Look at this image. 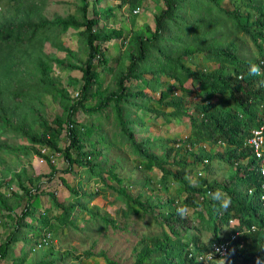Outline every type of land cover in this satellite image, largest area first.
Masks as SVG:
<instances>
[{"label": "trees", "instance_id": "16d2710c", "mask_svg": "<svg viewBox=\"0 0 264 264\" xmlns=\"http://www.w3.org/2000/svg\"><path fill=\"white\" fill-rule=\"evenodd\" d=\"M12 1L16 3L15 16H0V132L8 128L19 131L28 143L21 149L26 154L33 152L44 159L42 168L49 170L48 180L57 170L50 158L40 152L41 147L61 151L68 162L67 171H71L75 163L88 169L93 176L99 177L100 181H104L100 177L104 168L91 161V156L104 155L101 149L94 147V143H88L92 126L76 122L73 115L79 109L96 113L113 105L116 107L123 137L131 143L138 157L153 161L163 181L170 179L180 185L186 193L182 199L183 205L196 208L205 204L209 215L208 224L219 221L220 217L224 223L232 218L237 219L235 226L227 230L223 237H217L215 242L210 240L209 246L208 242H202L198 236L192 237L189 243L183 242L180 231L186 230V219L177 214V206L173 205V200L167 198L165 202L169 204L168 210L161 211L164 201L160 198L151 203L149 197L141 201V193L132 197L125 187L120 186L122 181L111 168L108 172L120 186L118 193L129 201L127 209L132 210V205H138L148 210L161 225L160 234L141 239V245L136 249L131 264H199L202 254H217L215 247L222 244H226L228 248L225 256L228 264H234L237 258L246 264H257V257L264 262V204L261 200L264 176L260 172V159L252 154L253 147L245 143L246 139L252 136L250 130L264 124V75L257 77L249 74L251 63L264 67L261 63V60H264V0H228L231 9L221 6L219 0H161L162 8L153 15L152 29L145 25L127 33L123 28L106 25L104 19L113 15V8H97L99 0H92L89 16L86 11L87 2L82 0L78 17L68 14L55 15L51 19L46 18L40 12V6L34 2ZM120 4L134 12L141 9L142 0H121ZM55 26L61 32H66L69 28L77 32L85 51L81 63L67 62L64 57L51 56L42 51V44L49 37L44 30L49 31ZM239 32L253 41L259 51L258 57L241 56L237 36ZM114 38L124 40L121 63L123 64L124 60L127 62L124 65L120 63L119 69L113 74L115 88L105 89L101 88L96 65L98 64L102 71L112 70L102 44ZM65 50L71 52L68 47ZM199 54H204V57L217 65L212 68L201 64L191 67L184 61V58L192 59L199 57ZM23 56L31 64L30 67L27 68ZM165 61L174 63L182 73L191 75L198 83L195 93L201 100L191 102L195 113L187 110L181 98L172 97L169 87L159 89L157 97H153L145 94L143 90L132 91L125 83L126 80L142 79L145 73H149L148 80L154 83L149 87L154 90L160 82L159 75L163 73L176 79L178 87L185 91L177 76L163 70L162 64ZM53 62H57L59 66L65 65L71 70L81 71L82 83L77 98L72 99L65 88L58 86L59 78L52 74ZM25 71L30 72L32 78L35 77L43 91L52 94L56 99L59 98L62 113L55 115L51 122L32 103L26 81L22 80ZM72 80L73 84L77 83V79ZM215 96L230 100L231 105L220 106L213 100ZM90 99L94 100L93 104L86 103ZM137 99L142 102H136ZM150 101L158 103V106L148 105ZM123 103L153 112L165 120L185 116L188 119L189 132L176 142V146L166 148L159 159L158 155L149 150V138L139 139L133 132L130 120L124 117L121 106ZM36 125L53 133L39 132L35 129ZM63 129L66 130L69 143L62 150L57 146V135ZM99 139L104 137L100 136ZM202 143L225 144L232 146V149L225 153L212 154L202 148ZM192 148L197 151H192ZM188 152L191 157L189 161L182 157ZM213 159L235 165V172L230 174L229 179L223 180V183L216 180L209 182L196 174L197 184H192L190 176L199 163L207 169L208 161ZM244 159L246 163H241ZM25 176L24 168L15 174L24 194L18 198L25 200L28 196V201L22 212L17 214L15 226L10 228L0 241V259L7 255L9 245L19 239L31 242L29 246L32 249L47 244L50 242L49 238L44 240L47 232L51 237L54 227L60 223H72L71 210L77 206L86 209L87 202L97 195L95 192L80 193L78 189H71L70 192L76 197L75 204H63L54 194H49L51 204L59 208L60 212L57 215H49L43 210L37 217L32 207V192H41L39 187H33V183L43 177L40 174L36 178H28V186L25 184ZM9 182H14V179ZM217 188L224 190L232 198L231 206L226 211L218 210V205L208 196L209 192ZM83 197L84 203L78 200ZM5 201L6 198L0 192V209L9 208L10 211L12 208L8 207ZM88 212L95 217L93 211ZM33 215L36 222L27 218ZM102 219L114 223L107 217ZM23 226L28 227L30 231L21 232ZM190 245L195 247V254L190 250ZM86 254L93 253L87 250ZM63 256L59 253L53 258L43 256L32 264H51ZM24 258V254L12 257L9 264H20Z\"/></svg>", "mask_w": 264, "mask_h": 264}, {"label": "rangeland", "instance_id": "374dc122", "mask_svg": "<svg viewBox=\"0 0 264 264\" xmlns=\"http://www.w3.org/2000/svg\"><path fill=\"white\" fill-rule=\"evenodd\" d=\"M27 1L34 2L37 6L39 5L41 8L40 12L49 19L55 15L66 16L68 14L78 17L79 8L83 4L82 0ZM219 1H221V6L229 9L232 8L228 0ZM86 2V11L89 16L91 14L92 0H86ZM142 2L141 9L138 12H133L124 5L120 6L121 0H99L96 7L99 9L113 8V15L104 19L106 25L123 28L126 31L125 33H127L131 29L143 28L145 25L150 29L153 28L152 18L162 8L161 0H142ZM15 5V1L0 0V16H15ZM100 24L101 21H99L98 25ZM44 32L49 37L42 44L43 52L51 56L64 57L67 62H82V59L85 57V51L75 30L69 28L66 32H61L55 26L49 31L44 30ZM237 36L240 43L239 50L241 56L245 58L258 57L259 51L253 41L242 32H239ZM102 45L105 47L112 70L110 72L102 71L99 65H96L100 75L101 88L114 89L113 74L122 64L124 40L114 38ZM67 47L71 52L65 50ZM22 58L26 61L27 68L28 66L30 67L31 64L27 61L26 57L23 56ZM184 61L191 67L201 64L212 68L217 65L211 59L204 57V54H199V57H192V59L184 58ZM126 62L124 60L122 65ZM162 65L165 72L177 76L181 81V86L186 89L185 91H182L178 87L176 79L163 73L159 75L160 82L154 90L149 87L151 84H154L151 80H148L150 77L149 73H145L142 79L126 80L125 83L132 91L143 90L145 94L153 97H157L159 89H167L169 87L171 88L170 95L176 99L181 98L187 110L195 113L191 107V102H198L201 98L195 93L198 89V83L194 77L182 73L172 62L165 61ZM52 74L59 78L58 86L65 88L72 99L79 96L78 90L82 83L80 70H71L65 65L59 66L57 62H53ZM22 77V80L26 81L32 103L35 104L40 113L48 121L51 122L55 115L62 113L59 98L56 99L52 94L43 91L40 84L36 82L35 77L32 78L30 72L25 71ZM74 78L77 79V83L75 84L72 83V79ZM131 100H134V98H131ZM213 100L223 107L231 105L228 99H221L215 96ZM136 102L142 101L137 99ZM86 103L93 104L94 100L90 99ZM148 105L158 106V103L150 101ZM121 106H123L124 117L130 120L132 130L137 138H149V150L158 155L159 159L162 158L161 155L165 152L166 148L176 146V142L184 138L189 132V123L185 116L171 117L165 120L153 112L138 109L132 104L123 103ZM164 109L168 110L167 108ZM73 118L82 125L92 126L93 130L89 136L88 143H94V147L101 149L104 155L91 156V161L100 164L104 168V171L100 173V177L104 181H100L99 177L93 176L88 169L75 163L72 165V170L67 171L68 162L61 151L58 152L48 147H41L40 152L42 148H46L44 153H41L50 158L53 167L57 171L49 181L40 179L39 181L35 180L33 183V187H39V191L41 192L38 194H36V191L32 192V207L35 209L37 217L43 210H46L49 215H57L60 212L59 208H55L51 204L49 194H54L55 198L63 204H75L76 197L70 192L71 189H78L80 193L82 191L95 192L97 195L87 202L86 209L77 206L74 210H71L72 223H60V225L54 227V233H52L51 237L49 236L50 242L34 249L29 246L31 242H26L23 239L12 242L9 245L7 255L0 259V264H9L12 257L23 254L25 258L20 264H32L43 256L53 258L57 253L64 255L63 258L55 259L51 264H131L134 260L136 249L141 245V239L150 235L160 234L161 225L159 220L153 217L148 210H144L138 205L131 204L133 209L128 210V199L117 191L120 186L125 187L132 197L141 193V201H145L149 197L148 200L154 203L157 198H160L164 201L161 211L168 210L169 204L165 202L167 198H171L173 205L177 207L178 205H183L182 199L186 193L180 185L170 179L163 181L161 173L155 167L153 161L143 160L138 157L133 151L131 143L123 137L115 106H109L96 113H87L79 109L73 115ZM133 119L135 120L134 123ZM53 127H56V125H53ZM35 129L45 134L53 133V131H47V129L38 125L35 126ZM100 136L104 137V139H99ZM57 137V146L63 150L69 143L66 130L63 129ZM250 139L251 137L247 138L245 143L249 145ZM26 144H28L26 139L16 129L8 128L0 132V192L6 198L5 204L12 208L10 211L9 208L0 209V241L8 230L15 226L17 214L22 212L28 201V196L25 200L18 198L24 194L20 186L14 184L18 180L15 178L16 172H20L22 168L26 169L25 184L29 186L28 178H36L37 172H41L42 164H44V159L39 155L33 152L26 154L21 149ZM201 146L212 154L225 153L232 149V146L219 143H202ZM192 151L197 150L196 148H192ZM182 157L188 161L191 160L189 152L184 153ZM241 163H246V160H242ZM208 164V168L206 169L204 165L199 163L195 171L191 173L190 182L192 184H197L196 174L206 178L209 182L216 180L223 183V180L229 179L230 174L235 172V165H230L218 159L208 161ZM111 168L117 178L122 181L120 186L110 176L108 170ZM10 174L12 179H14L12 183L7 180ZM40 194L42 197H38ZM78 200L83 203L85 202L84 197ZM204 206L205 204L196 208L188 206L189 214L183 217L186 219V230L180 231L183 242H191V238L194 236H198L202 242H208V237L212 236L210 240L215 242L217 237H223L227 230L237 224L236 218H232L227 223H224L222 217H220L219 221H212L211 224H208L209 215ZM88 210L93 211L95 217H92ZM156 210L157 208L154 209V211ZM104 217L113 220L114 223L105 221L102 219ZM27 218L36 222L34 215ZM24 231L29 232L30 229L23 226L21 232ZM241 246L242 244H240ZM87 250L92 251L93 254L87 255ZM227 252L228 248L226 246L225 254H223L224 257L227 255ZM210 255V253H205L199 258ZM221 255L219 252L217 254L214 253V258H219ZM233 263L246 264L240 258L235 259ZM225 264H228L226 258Z\"/></svg>", "mask_w": 264, "mask_h": 264}, {"label": "clouds", "instance_id": "9594fccd", "mask_svg": "<svg viewBox=\"0 0 264 264\" xmlns=\"http://www.w3.org/2000/svg\"><path fill=\"white\" fill-rule=\"evenodd\" d=\"M249 74L251 76H261L262 74V69L259 65L255 63H251L249 66ZM262 174V173H261ZM263 176V174H262ZM209 198L215 202L216 205H218V210H227L231 206L232 198L229 196L224 190L217 188L208 194ZM177 214L179 216L186 217L188 213V206L187 205H178L177 207ZM212 236L208 237V246L209 242ZM190 250L195 254L196 249L194 246L190 245ZM216 252H219L220 249L217 248L215 250ZM211 255L208 257H202L199 261V264H225V257L222 254L219 258H214V253L209 252ZM257 264H264V262L261 261L259 257H257Z\"/></svg>", "mask_w": 264, "mask_h": 264}, {"label": "built area", "instance_id": "2783aa9c", "mask_svg": "<svg viewBox=\"0 0 264 264\" xmlns=\"http://www.w3.org/2000/svg\"><path fill=\"white\" fill-rule=\"evenodd\" d=\"M138 11L139 10H136V11L134 10V12H138ZM261 63H263V66H264V60L263 59L261 60ZM263 68L264 67L261 66V69H262V71L264 73V69ZM262 86L264 87V76H263V80H262ZM263 115H264V111H263ZM251 133H252V136H251V139L249 140V145L251 147H253V154L255 155V157L257 159H260V161H261L260 172L264 176V124L260 125L257 128H252ZM45 149L46 148H42L41 152L44 153ZM263 189H264V186H263ZM261 200H262V202L264 204V190H263V192L261 194ZM49 236H50V233L47 232L46 236L44 237V240L48 239ZM217 248L220 249L219 253L225 254L226 244H222V245L216 246L215 250Z\"/></svg>", "mask_w": 264, "mask_h": 264}, {"label": "crops", "instance_id": "0c3cea01", "mask_svg": "<svg viewBox=\"0 0 264 264\" xmlns=\"http://www.w3.org/2000/svg\"><path fill=\"white\" fill-rule=\"evenodd\" d=\"M155 1H156V0H155ZM142 3H143V2H142ZM45 170H46V169H45ZM45 170L42 168V169H41V172H39V173L37 172V177L40 176V174H41V176L43 177V178H41L42 180L49 181V180H48V177L50 176V174H49V172H48L49 170H46V171H45ZM10 179H12L11 174H10V177L7 178V180H10ZM14 184H15V185L17 184V185L19 186V184L17 183V181H15ZM46 195H47V194H46ZM47 196H48V195H47ZM38 197H42V195L40 194V196H38Z\"/></svg>", "mask_w": 264, "mask_h": 264}]
</instances>
